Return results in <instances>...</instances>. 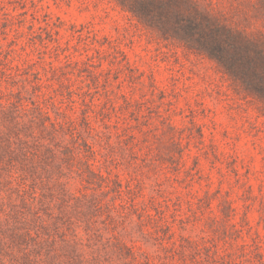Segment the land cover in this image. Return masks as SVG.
Here are the masks:
<instances>
[{
	"label": "rangeland",
	"instance_id": "374dc122",
	"mask_svg": "<svg viewBox=\"0 0 264 264\" xmlns=\"http://www.w3.org/2000/svg\"><path fill=\"white\" fill-rule=\"evenodd\" d=\"M154 1L0 0V264H264V101L165 35L264 0Z\"/></svg>",
	"mask_w": 264,
	"mask_h": 264
},
{
	"label": "trees",
	"instance_id": "16d2710c",
	"mask_svg": "<svg viewBox=\"0 0 264 264\" xmlns=\"http://www.w3.org/2000/svg\"><path fill=\"white\" fill-rule=\"evenodd\" d=\"M179 1L184 3L183 0ZM188 3L191 14L173 17V26L165 35L215 61L247 91L264 101V34L231 28L200 9L197 4ZM135 12L156 15L160 24L169 22L168 15L154 0H141ZM7 152L13 153L10 146Z\"/></svg>",
	"mask_w": 264,
	"mask_h": 264
}]
</instances>
